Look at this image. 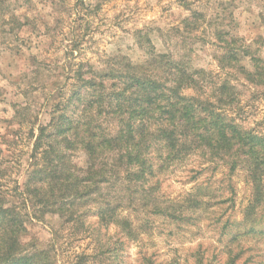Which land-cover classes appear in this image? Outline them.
I'll list each match as a JSON object with an SVG mask.
<instances>
[{"label": "rangeland", "instance_id": "374dc122", "mask_svg": "<svg viewBox=\"0 0 264 264\" xmlns=\"http://www.w3.org/2000/svg\"><path fill=\"white\" fill-rule=\"evenodd\" d=\"M185 1L188 6L179 0H0L2 188L21 187L31 132L36 135L55 103L71 93L78 69L88 76L91 69L140 62L155 50L186 55L191 65L214 76L217 28L264 58V0ZM190 9L202 12L198 27L184 22ZM236 84L237 121L264 133V95L242 78ZM73 159L83 165L84 153L77 150ZM160 181L162 199L181 201L187 192L200 189L206 203L185 209L181 220L136 212L133 217L145 225L135 241L112 226H100L93 213L86 217V229L76 235L55 215L30 219L21 239L45 247L52 240L51 230L58 231V264H147V259L195 264L198 255L204 263L225 264L229 253H239L237 264H264V207L244 219L251 188L242 170L230 175L226 166L192 155L171 166ZM10 199L19 201L17 196ZM108 238L111 248L106 251Z\"/></svg>", "mask_w": 264, "mask_h": 264}, {"label": "trees", "instance_id": "16d2710c", "mask_svg": "<svg viewBox=\"0 0 264 264\" xmlns=\"http://www.w3.org/2000/svg\"><path fill=\"white\" fill-rule=\"evenodd\" d=\"M201 17L192 10L184 22L197 26ZM214 34V76L191 65L186 55L155 50L137 63L89 68L88 76L76 71L71 93L55 103L36 135L31 132L21 187L2 188L6 174L0 164V264H58V231L51 230L45 247L21 239L26 223L45 214L58 217L76 235L93 213L100 226H112L134 241L145 225L133 217L138 211L181 220L185 209L206 203L200 189L176 202L162 199L158 190L165 172L192 155L226 166L230 175L244 172L251 188L245 220L264 207V133L237 121L236 84L242 78L264 95V58L238 37L226 38L227 31L217 28ZM77 150L84 153L83 165L73 159ZM238 258L239 253H229L225 264H237ZM147 264L160 263L147 259ZM195 264L209 262L198 255Z\"/></svg>", "mask_w": 264, "mask_h": 264}]
</instances>
